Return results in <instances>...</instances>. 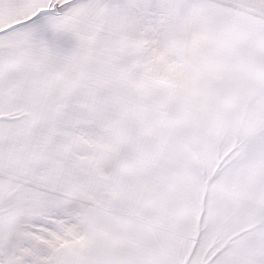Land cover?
<instances>
[{"label": "snow or ice", "instance_id": "6c2138e0", "mask_svg": "<svg viewBox=\"0 0 264 264\" xmlns=\"http://www.w3.org/2000/svg\"><path fill=\"white\" fill-rule=\"evenodd\" d=\"M0 264H264V0H0Z\"/></svg>", "mask_w": 264, "mask_h": 264}]
</instances>
